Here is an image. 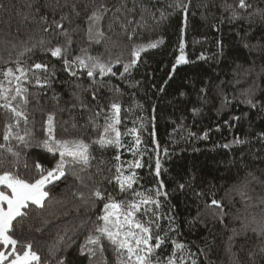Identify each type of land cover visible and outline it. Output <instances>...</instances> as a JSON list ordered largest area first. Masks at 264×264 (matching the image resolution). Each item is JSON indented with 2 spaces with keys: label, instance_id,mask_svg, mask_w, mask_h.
Listing matches in <instances>:
<instances>
[{
  "label": "trees",
  "instance_id": "16d2710c",
  "mask_svg": "<svg viewBox=\"0 0 264 264\" xmlns=\"http://www.w3.org/2000/svg\"><path fill=\"white\" fill-rule=\"evenodd\" d=\"M179 2L187 12L176 7L177 0H0V80L3 71L18 64L27 69L41 63L54 70L50 86L41 88L31 72L24 84L29 103L21 108L35 120L39 139L47 114L54 112L58 137L89 142L103 130L110 104H121L118 127L122 133L137 128L141 148L147 149L145 166L132 169L139 180L134 189L161 202L160 234L168 232V242L157 253L165 262L175 239L187 248L182 264H264V0H245L246 8L238 7L240 0ZM234 11L239 18H233ZM93 12L102 13V19L90 21ZM161 39L121 77L134 46ZM181 40L188 63L176 65ZM56 46L67 48L69 61L98 58L116 75L89 77L78 62L66 70L62 58L45 51ZM10 115L0 109V143ZM237 138L244 143H234ZM122 140L120 149L93 145L90 167L80 171L77 165L75 175L69 169L48 186L43 208L31 205L28 215L14 222V238L31 243L42 264H118L106 240L94 256L80 246L106 202L92 196L94 188L117 202L134 198L121 193L115 180L109 183L117 154L124 169L141 159L131 150L133 135ZM18 150L26 179L38 178L37 162L54 166L52 155L39 147ZM157 189L167 195L155 196Z\"/></svg>",
  "mask_w": 264,
  "mask_h": 264
},
{
  "label": "snow or ice",
  "instance_id": "6c2138e0",
  "mask_svg": "<svg viewBox=\"0 0 264 264\" xmlns=\"http://www.w3.org/2000/svg\"><path fill=\"white\" fill-rule=\"evenodd\" d=\"M176 7L183 8L187 12V6L180 3L179 0H177ZM238 7L246 8L250 5H246L245 0H240ZM161 15L163 18V13ZM102 17V13L93 12L89 20L95 23L101 20ZM233 18H239L235 11L233 12ZM55 26L57 28L63 27L59 23ZM91 30L90 27L89 32ZM45 31H48V29L46 28ZM97 35L102 36L103 33L98 30ZM158 43H163V40L151 42L147 45L134 46L132 52L134 58L123 65L124 71L120 73L121 77L136 65L141 52L149 47L155 48ZM184 48L185 45L181 40L179 45L180 54L176 59V65L188 63ZM45 51H50L52 57L62 58L66 70L71 69L72 64L78 62L81 68L87 69L89 77H94L97 72L100 76L116 75L110 64L102 63L98 58L88 56L85 60L77 56L74 60L69 61L67 59V48L62 49L60 46ZM88 61L92 63L89 64ZM116 63H120V60L117 59ZM173 67L175 68V65ZM34 70H43L46 75L42 78ZM30 72L35 83L41 88L50 86L51 75H54V70L49 72L48 66L41 63H36L27 69L19 66V64L15 70L9 67L2 72L3 80H0V101L3 102L0 103V109L5 110L6 116L9 113L11 114L9 120L5 122L2 135L4 142L0 143V247L5 249L0 251V264H42L40 255L33 250L31 243L25 244L14 238V222L19 223L18 218L26 217L28 215L27 210L31 205L43 208L46 199L49 197L48 186H54V182L66 177L69 169H72V174L75 175L77 165L80 166V171H85L90 167L91 161L95 159L91 153L93 145H99L101 148L114 147L120 149L124 147L122 136L126 137L131 134L134 137L131 150L134 156L138 155L141 159L129 162L128 168L139 169L145 166L142 163V158L147 149L141 148L142 139L137 128L133 127L122 133L118 127L122 123L121 104L119 102L110 104V114L104 117L103 130L96 139L86 142L82 137H58L54 112L48 113L44 121L43 138H37L35 120L30 121L29 114L21 108V105L29 103L26 95L28 88L24 84L29 80L28 74ZM71 75L75 76L76 72L72 71ZM5 82H7V85ZM13 84L15 86L10 87ZM18 99L19 103L14 104ZM93 99H95V94H93ZM246 102L255 107L252 100L249 99ZM103 111L102 108L101 112ZM194 111L198 110L194 109ZM101 112L95 113V116H100ZM141 128H143V125H141ZM204 138H207V133L204 134ZM13 142H15V147ZM234 143H244V141L237 138ZM20 145H23L24 148L39 147L45 150L55 160L54 166L45 168L37 162L35 168L38 178H24L20 172L21 151L18 150ZM156 147L158 149L159 145ZM224 147L227 148L229 145L226 144ZM120 159V155L117 154L115 156V160L118 162L115 165L116 174L109 180V183L115 180L121 193H128L134 198H125L117 202L112 194L106 190L102 191L100 187L93 189L92 196L97 198L98 201L106 202L103 203L101 214L93 222V229L84 237V242L80 246L81 252H88L94 256L97 248L101 252L103 251L102 241L106 240L114 247L118 264H178V261L182 264L183 256L187 254V248L184 243L177 242L175 239L171 240L173 251L166 258V262L158 255L157 250L168 242V232H164L163 235L160 234L161 225L159 221L162 217L158 210L161 207V202L158 199H153L151 192L146 194L134 189V185L139 183L137 174L135 171H131L128 175H125L124 166L119 163ZM23 168L25 172L28 171L26 162L23 163ZM160 168L161 165L157 159L155 164L156 175L160 174ZM162 187L163 184L161 183L160 188ZM154 195L158 197L167 194L157 189ZM212 204L218 206L216 200H213ZM149 205H154V208L148 207ZM168 219L172 218L169 217ZM168 231H173V229L169 228ZM57 239L59 241L63 237L58 236ZM49 251L51 253L52 248ZM59 264H63V261H60ZM192 264H196V261L192 260Z\"/></svg>",
  "mask_w": 264,
  "mask_h": 264
},
{
  "label": "rangeland",
  "instance_id": "374dc122",
  "mask_svg": "<svg viewBox=\"0 0 264 264\" xmlns=\"http://www.w3.org/2000/svg\"><path fill=\"white\" fill-rule=\"evenodd\" d=\"M131 171H133L132 169H129L128 166L124 169V174L128 175Z\"/></svg>",
  "mask_w": 264,
  "mask_h": 264
}]
</instances>
